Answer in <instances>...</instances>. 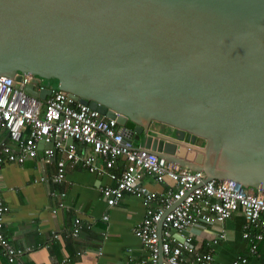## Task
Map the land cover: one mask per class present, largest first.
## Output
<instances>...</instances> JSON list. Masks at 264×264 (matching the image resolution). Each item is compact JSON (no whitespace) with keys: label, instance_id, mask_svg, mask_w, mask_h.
<instances>
[{"label":"water","instance_id":"water-1","mask_svg":"<svg viewBox=\"0 0 264 264\" xmlns=\"http://www.w3.org/2000/svg\"><path fill=\"white\" fill-rule=\"evenodd\" d=\"M21 74L202 181L264 190V0H0V76Z\"/></svg>","mask_w":264,"mask_h":264},{"label":"built area","instance_id":"built-area-1","mask_svg":"<svg viewBox=\"0 0 264 264\" xmlns=\"http://www.w3.org/2000/svg\"><path fill=\"white\" fill-rule=\"evenodd\" d=\"M30 79L26 74L18 79L0 76V129L5 131L0 138V171L4 164L34 159L40 149L45 163L52 161L57 152L62 155L51 175L54 183L64 177L63 160L69 167L78 164L89 172L105 173L109 182L100 188V193L107 206L117 204L127 193L139 197L144 207L133 235L143 243L148 255L138 264L157 263L158 222L163 257L160 264H209L210 245L225 238L222 224L237 211L242 215L241 236L248 241V252L255 254L257 243H264V190L244 187L233 180L202 181L201 171L167 162L125 139L115 119L72 100L65 92L49 87L50 93L42 99L27 93ZM43 87L34 85L36 91ZM40 140L43 145L38 148ZM78 146H87L89 152L79 154ZM144 176L157 182L166 179L167 190L156 193L146 189L141 183ZM7 210L0 194V251L8 263L24 264L20 259L23 250L14 247L1 230ZM201 223L216 228L215 237L206 243L204 252L198 251L189 233L181 234ZM81 226L79 219L74 218L70 235H77ZM174 233L180 234V239ZM245 261L241 257L233 264Z\"/></svg>","mask_w":264,"mask_h":264},{"label":"crops","instance_id":"crops-1","mask_svg":"<svg viewBox=\"0 0 264 264\" xmlns=\"http://www.w3.org/2000/svg\"><path fill=\"white\" fill-rule=\"evenodd\" d=\"M159 125L152 122L149 129L159 132ZM4 136L5 131L0 129V138ZM88 152L87 146H78L79 154ZM41 155L38 149L34 159L4 164L0 171V194L8 207L1 230L14 247L23 250L20 259L24 264H138L147 258L146 247L133 235L144 214L139 197L126 193L117 204L107 206L100 193L109 182L105 173L89 172L78 164L69 167L63 160L64 177L54 183L51 175L62 155L55 153L49 163L43 162ZM167 182L149 176L141 180L146 189L156 193L165 192ZM74 218L82 226L72 236ZM242 221L237 211L223 222L225 238L210 245L209 264H233L241 257L246 261L236 264H264V243L258 242L256 253H249L248 241L241 236ZM182 233H189L198 251L204 252L216 228L201 223ZM174 235L180 239V234ZM0 264H10L1 251Z\"/></svg>","mask_w":264,"mask_h":264},{"label":"rangeland","instance_id":"rangeland-1","mask_svg":"<svg viewBox=\"0 0 264 264\" xmlns=\"http://www.w3.org/2000/svg\"><path fill=\"white\" fill-rule=\"evenodd\" d=\"M38 84L39 85H42V86H45V87H49V86H52L53 85V88L55 86L52 81H49L47 79H40V81L38 82ZM158 128H159V131H161V132H169V129L165 125H163V124H160L158 126ZM139 143H140V140L134 142V144H139ZM200 144H202V142H200Z\"/></svg>","mask_w":264,"mask_h":264},{"label":"trees","instance_id":"trees-1","mask_svg":"<svg viewBox=\"0 0 264 264\" xmlns=\"http://www.w3.org/2000/svg\"><path fill=\"white\" fill-rule=\"evenodd\" d=\"M50 81V80H49ZM54 84V83H53ZM49 87H52L53 88V85L52 86H49Z\"/></svg>","mask_w":264,"mask_h":264}]
</instances>
